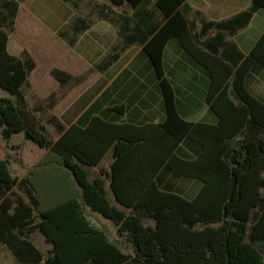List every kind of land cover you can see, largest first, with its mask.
I'll use <instances>...</instances> for the list:
<instances>
[{"label":"trees","instance_id":"1","mask_svg":"<svg viewBox=\"0 0 264 264\" xmlns=\"http://www.w3.org/2000/svg\"><path fill=\"white\" fill-rule=\"evenodd\" d=\"M24 1L0 0V89L7 93L0 95V135L6 141L22 133L43 154L21 177L10 167L20 160L0 157V243L15 260L264 264V102L247 87L249 73L264 66V31L247 53L225 40V33L233 36L264 9V0H251L247 9L220 21H204L200 30L189 19L185 0H109L134 10L152 3L162 16V23L138 42L158 80L165 118L135 124L93 114L85 124L65 125L51 116L47 121L57 131L55 139L22 90L36 66L34 59L7 51ZM211 30L218 35L205 38ZM171 38L207 72L205 101L215 123L179 114L163 68ZM117 58L118 53L105 55L95 66L104 71ZM51 74L62 85L71 78L59 69ZM110 109L124 113L123 104ZM188 140L198 151L185 158L177 152ZM94 167L98 173L90 177ZM164 167L176 177L199 180L194 196L162 188L157 176ZM88 210L110 220L113 238L94 224ZM35 231L50 245L46 250L31 240Z\"/></svg>","mask_w":264,"mask_h":264},{"label":"crops","instance_id":"2","mask_svg":"<svg viewBox=\"0 0 264 264\" xmlns=\"http://www.w3.org/2000/svg\"><path fill=\"white\" fill-rule=\"evenodd\" d=\"M188 1L185 0V7L197 30L201 29L204 21H220L247 9L251 4V0H196L197 5H191ZM79 2L82 5L79 6ZM21 4L13 31H22L27 27L25 17L19 12ZM40 6L39 12L48 29L60 40H65L64 48L82 49L84 54L96 56L118 53L116 61L104 71L92 63L90 70L93 69L95 75L87 83V89L56 116L57 121L68 125L80 120L85 124L93 114L112 122L135 124L157 123L165 118L158 80L143 45L138 42L150 36V32L162 23L161 14L152 3L136 10L126 3L111 5L109 0L46 1ZM263 31L264 9H259L245 28L233 36L225 33V40H232L241 52L247 53ZM217 35L218 31L211 30L205 38ZM163 68L173 86L179 114L189 121L215 123L217 118L205 101L208 74L187 55L176 38L169 39L165 45ZM61 71L71 76L63 85L80 74L73 73V70ZM247 87L264 102V81L252 77ZM119 104L124 105L122 114L110 109ZM187 149L193 156L198 151L192 143L188 144ZM105 159L103 164L108 166L110 158ZM89 172L90 177H94L98 168H90ZM158 183L160 186L177 187L179 193L187 198L193 197L201 185L199 180L175 182L167 172ZM0 264L19 263L10 251L8 253L0 246Z\"/></svg>","mask_w":264,"mask_h":264},{"label":"rangeland","instance_id":"3","mask_svg":"<svg viewBox=\"0 0 264 264\" xmlns=\"http://www.w3.org/2000/svg\"><path fill=\"white\" fill-rule=\"evenodd\" d=\"M46 1L58 2L60 0H28L22 2L19 12L21 16L25 17L27 27L22 31L15 30L9 33L7 51L19 57L28 54L34 59L36 63L35 69L29 75L27 84L22 86V90L27 97L29 105L32 108H39L38 113L42 121L47 123L49 136L55 139L57 131L53 124L47 120L51 116H58L70 103L84 93L87 89V83L95 75L94 70H90L92 63L93 65L98 64L105 54H100L99 56L87 55L82 52V49L64 48L65 40H60L48 29L39 12L40 5ZM188 2L191 5L198 4L196 0H189ZM80 5H82L81 2H79ZM53 69H61L67 72L73 70V73L80 74L79 77H73L67 84L62 85L52 76L51 72ZM252 77L264 81V66L253 69L249 73L247 83ZM0 95H7V93L0 89ZM62 123L64 122L62 121ZM64 124L66 125V123ZM185 142L180 145L177 154L185 158L193 157L192 152L187 149V144H189L187 142L192 141L188 140ZM42 154L43 150L32 141L25 139L22 133L13 134L6 141L0 135V157L11 156L20 160L12 161L11 163L10 167L14 174L23 175L26 173ZM106 158L110 157L107 156ZM166 172L170 173L164 167L158 181L165 176ZM170 178L175 182L181 183L189 180L198 181L194 178L176 177L171 173ZM161 187L179 193L177 187L169 185ZM108 194L109 197H112L110 190H108ZM87 214L91 217L94 224L106 231L111 238L115 236V228L110 220L94 211L88 210ZM31 240L42 251L50 246L38 231L32 234ZM0 246L9 253L5 245L0 243Z\"/></svg>","mask_w":264,"mask_h":264}]
</instances>
